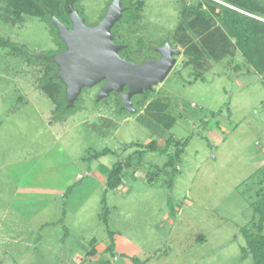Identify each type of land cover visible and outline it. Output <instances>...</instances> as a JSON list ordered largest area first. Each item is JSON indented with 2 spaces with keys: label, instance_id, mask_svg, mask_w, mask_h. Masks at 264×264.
I'll return each mask as SVG.
<instances>
[{
  "label": "rangeland",
  "instance_id": "1",
  "mask_svg": "<svg viewBox=\"0 0 264 264\" xmlns=\"http://www.w3.org/2000/svg\"><path fill=\"white\" fill-rule=\"evenodd\" d=\"M74 1L88 26L112 2ZM252 1V17L264 22V0ZM198 3L207 8L204 0L126 1L137 10L112 29L128 46L121 57L154 60L167 42L181 52L162 83L132 98L131 115L118 94L98 101V86L69 110L56 106L39 85L60 41L49 23L0 0V40L22 48H0V264H126L133 250L138 264H254L244 232L264 236L254 210L264 196V73L230 40L224 50L206 47L207 32L224 33L216 18L207 32L187 28L182 10ZM191 46L202 53L197 65L184 54ZM151 101L170 129L146 113ZM168 139L180 145L164 152ZM151 142L159 151L147 150ZM126 160L122 183L107 191L109 170Z\"/></svg>",
  "mask_w": 264,
  "mask_h": 264
},
{
  "label": "trees",
  "instance_id": "2",
  "mask_svg": "<svg viewBox=\"0 0 264 264\" xmlns=\"http://www.w3.org/2000/svg\"><path fill=\"white\" fill-rule=\"evenodd\" d=\"M126 1L127 0H122L123 5L126 4ZM204 1L207 3L206 9L203 8L202 3H198L193 6L188 5L183 8L182 15L186 20L187 28L192 31L197 30L200 33L207 32V30L210 28V22H212L214 18H216L224 33L221 35L218 34V37H216L215 34H217V31H209L210 33L207 32L206 36L203 37L204 39H202V42L206 45V47H215L214 45H216V43L218 42V44L223 43V45L219 48L224 50V47L228 48L229 46H231V43H229L230 40L232 44L236 45L242 57L249 65H251L256 71L264 73V22H261L252 17V14L258 11V6L252 0H222L230 7L234 8L217 5L210 0ZM10 5L19 16L24 14L27 16L39 18L49 23L53 28L57 39L62 45L60 51L64 50L65 45L60 40L58 32L55 29L52 20L57 19L63 25L70 26L68 0H10ZM74 5L75 1L73 0V8L75 9ZM133 6H136V8L138 9L140 6V2L135 3ZM214 6L218 7L217 11ZM137 9L131 6L128 12L130 10L134 12V10ZM123 15L124 13L122 14V18ZM128 20L130 22L135 21L136 15L133 14V16L131 18L129 17ZM9 47L12 48L13 51L22 53V48L14 46L9 41L0 40V48ZM127 49L128 46L121 52H124ZM211 50V52L213 53L214 49L211 48ZM184 54L188 57H191L192 62L197 65V58L202 53L196 47L191 46L184 51ZM46 58L50 59L49 61L51 63L50 65H46V67L48 68L41 79L39 88L56 106L59 107L61 105H66L67 100L65 85L56 76L58 67L51 60L50 56H47ZM119 101L121 103L120 98ZM156 108H158V103L151 101L145 107V111L153 121L160 123L167 129H170L174 122L172 121L171 124L164 123V119H168V117H165L166 115H164L162 111H160V113H153ZM69 109L70 108H67L66 110ZM169 119L171 120L172 117ZM174 143L175 142L172 139H168L165 142L163 151L166 152V148L170 147V145L172 144L174 145ZM181 144L184 145L185 143ZM178 145H180L179 142L175 143V146ZM158 149L159 148L155 142H151L147 147V150L153 152L159 151ZM182 152V149L176 150L174 157L170 156L167 165L173 168V160L179 159ZM108 153L109 150H103L100 153H95L92 157L96 159L101 156H105ZM130 165L131 164L129 163V160H126L125 163L119 162L112 166L107 174L105 181L107 191L115 190L118 186H120V184L122 183L121 173L124 168H128ZM254 210L255 213L258 214L257 229L260 232L263 229L264 223V196L258 201V203H256ZM104 221L106 220L104 219ZM244 235L246 239L247 250L251 254L253 263L264 264V236L254 235L252 233H249L248 231H245ZM91 254H93V252H91ZM137 260V258H133L132 264H138Z\"/></svg>",
  "mask_w": 264,
  "mask_h": 264
},
{
  "label": "water",
  "instance_id": "3",
  "mask_svg": "<svg viewBox=\"0 0 264 264\" xmlns=\"http://www.w3.org/2000/svg\"><path fill=\"white\" fill-rule=\"evenodd\" d=\"M121 3L122 0H112L106 14L95 26L86 25L73 8V0H68L71 28L57 19L52 20L65 45V50L55 55L53 62L58 67L56 76L65 85L66 108L74 106L83 89L103 83L97 100L105 99L111 93L121 94L122 110L135 115L137 111L132 98L151 92L153 87L162 83L175 66L176 57L181 55L180 50L167 42L155 49L159 59L136 64L121 58L119 54L127 46L116 44L112 36L113 27L126 10Z\"/></svg>",
  "mask_w": 264,
  "mask_h": 264
},
{
  "label": "flooded vegetation",
  "instance_id": "4",
  "mask_svg": "<svg viewBox=\"0 0 264 264\" xmlns=\"http://www.w3.org/2000/svg\"><path fill=\"white\" fill-rule=\"evenodd\" d=\"M121 7H123V8L126 9L124 13H126V12L130 9V6H127V4H124V5H123V3H121ZM86 25H87V24H86ZM87 26H88V25H87ZM94 26H95V25H94ZM66 27L71 28V23H70V26H66ZM118 45H123V44H118ZM162 46H163V45H162ZM160 47H161V46H160ZM64 50H65V48H64ZM64 50L60 51L59 53L63 52ZM59 53H58V54H59ZM156 53H157V52H156ZM157 54H158V58H157V59H159V58H160V55H159V53H157ZM119 55H120V54H119ZM120 56H121V55H120ZM121 58H123V57H121ZM123 59H124V58H123ZM154 60H155V59H154ZM102 85H103V83L97 85L98 88H99V91H100ZM82 91H83V90H82ZM124 92H126V89L124 90ZM115 94H117V93H115ZM118 96H119V98L121 99V94H118Z\"/></svg>",
  "mask_w": 264,
  "mask_h": 264
},
{
  "label": "crops",
  "instance_id": "5",
  "mask_svg": "<svg viewBox=\"0 0 264 264\" xmlns=\"http://www.w3.org/2000/svg\"><path fill=\"white\" fill-rule=\"evenodd\" d=\"M138 252H139L138 250H133L132 252L128 253V255L126 254V257H127V258H130V259H133V258H131V254H134V256H136ZM124 255H125V254H124ZM134 258H135V257H134ZM114 261H118V260L116 259V260H114ZM147 261H148V260H146L144 264H146ZM131 262H132V260H131ZM131 262H130L129 260H127L126 264H132Z\"/></svg>",
  "mask_w": 264,
  "mask_h": 264
},
{
  "label": "built area",
  "instance_id": "6",
  "mask_svg": "<svg viewBox=\"0 0 264 264\" xmlns=\"http://www.w3.org/2000/svg\"><path fill=\"white\" fill-rule=\"evenodd\" d=\"M114 260H116V259H114Z\"/></svg>",
  "mask_w": 264,
  "mask_h": 264
}]
</instances>
